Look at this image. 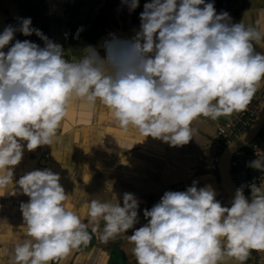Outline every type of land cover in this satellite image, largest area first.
Masks as SVG:
<instances>
[{
  "label": "clouds",
  "instance_id": "clouds-1",
  "mask_svg": "<svg viewBox=\"0 0 264 264\" xmlns=\"http://www.w3.org/2000/svg\"><path fill=\"white\" fill-rule=\"evenodd\" d=\"M121 2L129 13L138 6V0ZM257 15L264 16V8ZM259 18L246 27L231 23L225 11L217 13L211 0H150L130 40L104 41V58L87 45L79 58L67 59L59 43L32 27L30 17L5 26L0 197L23 194L28 200L19 204L22 235L12 238L10 248L0 246V264H68L73 253L85 249V264L89 258L90 264H105L104 249L89 248L93 237L98 245L120 240L135 264H244L253 250L264 252V188L255 182L247 185L248 197L245 185L238 187L230 206L215 199L210 185L197 188L195 180L184 191H165L143 210L146 223L131 235L126 232L138 223V201L125 192L121 205L111 183L79 208L69 202L59 174L49 169L30 171L13 186V169L24 149H63L62 123L75 102L91 111L103 109L123 132L169 146L194 139L193 123L200 118L245 111L264 83V52L254 48L264 49ZM16 32L35 34L44 46L16 40L3 51ZM255 155L247 167L264 172V151Z\"/></svg>",
  "mask_w": 264,
  "mask_h": 264
},
{
  "label": "crops",
  "instance_id": "crops-1",
  "mask_svg": "<svg viewBox=\"0 0 264 264\" xmlns=\"http://www.w3.org/2000/svg\"><path fill=\"white\" fill-rule=\"evenodd\" d=\"M146 2L150 0H138L137 8L129 13L121 0H0V32L5 26L16 25L17 18L30 17L32 27L39 29L51 41L59 43L67 59L73 56L79 58L82 55L81 49L87 45L93 46L99 56L104 58L106 52L102 45L105 40L111 36L130 40L139 30V14ZM211 2L217 13L225 11L229 14L231 23H243L246 27L255 26L259 18L257 11L264 8V0ZM259 20V27H264V16ZM77 28H82V31L74 39ZM25 39L40 47L44 46L43 41L35 34L25 37L16 32L13 40L2 50L7 52L8 47L16 40ZM254 48L257 52H264V49L255 45ZM263 104L264 83L247 109L253 108L252 112L256 113V117ZM80 105L79 102L73 103L69 108L74 112L73 118L68 119L67 114L62 123L63 149L59 150L55 145L41 146L33 151L24 149L21 161L13 169L14 187L15 181L24 174L49 169L59 174V183L69 196V202L79 208L89 199L101 196L106 183H111L121 205L125 192L132 193L138 201V223L126 235H131L133 230L146 223L143 210L150 209L157 203L165 191H184L194 180L197 181V188L210 185L216 194L215 199L222 206L228 205L217 168L220 156L209 145L218 129L232 124L242 112L221 116L217 120L200 118L193 123L194 139L185 145L169 146L151 137L142 138L133 132L121 131L113 123L110 114L103 109L91 111L87 108L82 114ZM253 121L239 135L233 130L232 142L240 138ZM65 123L68 125L67 130ZM252 141L253 155L244 158L243 165L251 176L260 179L261 187L264 188V172L247 167V163L256 158L257 149L264 151V135L260 133V129ZM23 143L26 142H22V146ZM233 186L237 189L235 184ZM27 200L28 197L23 194L0 197V225H3L0 227V246L10 248L12 238L16 234L22 235L23 221L19 204ZM84 222L88 223L86 216ZM87 230L90 232V227ZM93 246L104 249L107 254L105 264H135L134 258L125 251L120 240L98 245L93 237L89 248ZM87 253L88 249L73 253L68 264H85ZM251 258L250 254L244 263H250ZM262 258L264 261V255Z\"/></svg>",
  "mask_w": 264,
  "mask_h": 264
},
{
  "label": "built area",
  "instance_id": "built-area-1",
  "mask_svg": "<svg viewBox=\"0 0 264 264\" xmlns=\"http://www.w3.org/2000/svg\"><path fill=\"white\" fill-rule=\"evenodd\" d=\"M252 110L253 108L249 107L247 110L243 111L235 119V121H232V124L229 123L228 125H224L223 127L219 128L212 142L214 147L223 146L222 148L223 150L227 145H229L234 138V134H232L233 130H235L236 134L238 135L241 134L242 131L244 130L243 128L249 126V124L251 123V121H253L255 117L256 113L253 114ZM260 133L264 135V121L260 127ZM253 145L254 142L251 140L250 143L246 145V147L235 152L232 155V157L229 159L227 164L228 175L230 177L231 182L235 184L237 188L240 187L242 184L245 185L244 191L246 192L247 197L250 194L249 189L247 188L248 184L255 182L257 185L261 187V184L259 182L260 179L251 176L248 170L246 169V167H244L243 165V159L253 155L254 152ZM209 148H213L211 144L209 145ZM263 255L264 252L252 251L251 261L250 263L247 264H264L262 258Z\"/></svg>",
  "mask_w": 264,
  "mask_h": 264
},
{
  "label": "water",
  "instance_id": "water-1",
  "mask_svg": "<svg viewBox=\"0 0 264 264\" xmlns=\"http://www.w3.org/2000/svg\"><path fill=\"white\" fill-rule=\"evenodd\" d=\"M264 121V104L260 108L257 116L255 117L253 123L249 127V129L242 135L240 138L230 143L222 152L218 159L217 168L219 177L221 179L222 189L227 196V198L231 201L234 197L233 189L234 186L230 180L227 171V164L232 155L238 150L244 148L250 141L257 135L262 123ZM231 264V262H229ZM247 264V263H244Z\"/></svg>",
  "mask_w": 264,
  "mask_h": 264
},
{
  "label": "snow or ice",
  "instance_id": "snow-or-ice-1",
  "mask_svg": "<svg viewBox=\"0 0 264 264\" xmlns=\"http://www.w3.org/2000/svg\"><path fill=\"white\" fill-rule=\"evenodd\" d=\"M80 107H81L82 114H83V110H84V109H87V106L81 104ZM73 116H74V112H73V110L69 109V110H68V119H72ZM64 127H65V130H67V127H68L67 123H65ZM0 239H2V237H0Z\"/></svg>",
  "mask_w": 264,
  "mask_h": 264
},
{
  "label": "rangeland",
  "instance_id": "rangeland-1",
  "mask_svg": "<svg viewBox=\"0 0 264 264\" xmlns=\"http://www.w3.org/2000/svg\"><path fill=\"white\" fill-rule=\"evenodd\" d=\"M230 142V141H229ZM211 144V146L213 147L212 149H216V151H218V154H219V156L222 154V152H223V150H222V148H223V146L221 147V146H218V147H214V145L212 144V143H210ZM221 147V148H220ZM246 147V146H245ZM248 151V150H247ZM218 154H216L215 155V157H217V155ZM214 157V158H215ZM227 171H228V169H227ZM235 189V188H234ZM236 190V189H235ZM244 195L246 196L247 194H246V192L244 191ZM247 197V196H246ZM228 201V205H226V206H230V200L228 199L227 200Z\"/></svg>",
  "mask_w": 264,
  "mask_h": 264
},
{
  "label": "bare ground",
  "instance_id": "bare-ground-1",
  "mask_svg": "<svg viewBox=\"0 0 264 264\" xmlns=\"http://www.w3.org/2000/svg\"><path fill=\"white\" fill-rule=\"evenodd\" d=\"M235 191H236V190H235V189H233V194H235Z\"/></svg>",
  "mask_w": 264,
  "mask_h": 264
}]
</instances>
